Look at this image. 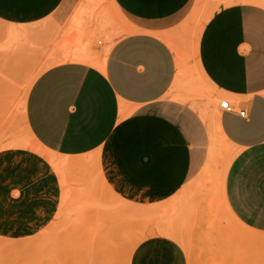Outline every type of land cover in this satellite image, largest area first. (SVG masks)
Here are the masks:
<instances>
[{
  "label": "crops",
  "instance_id": "obj_1",
  "mask_svg": "<svg viewBox=\"0 0 264 264\" xmlns=\"http://www.w3.org/2000/svg\"><path fill=\"white\" fill-rule=\"evenodd\" d=\"M88 1L0 0V18L36 24L37 47L57 61L28 90L32 136L60 157L94 162L85 203L130 207L134 229L136 221H154L138 235L162 244L163 264H188L183 239L209 230L217 194L264 245V4L225 0L201 22L194 63L211 93L237 106L210 118L169 98L183 54L162 37L192 18L200 0H107L116 27L127 32L92 52L73 31ZM220 133L223 144L215 140ZM222 145L234 152L224 167ZM102 187L107 194H98ZM210 235L220 234L213 228Z\"/></svg>",
  "mask_w": 264,
  "mask_h": 264
},
{
  "label": "rangeland",
  "instance_id": "obj_2",
  "mask_svg": "<svg viewBox=\"0 0 264 264\" xmlns=\"http://www.w3.org/2000/svg\"><path fill=\"white\" fill-rule=\"evenodd\" d=\"M222 1L200 0L192 18L162 34L183 54L169 98L190 102L210 118L217 116L224 97L214 96L200 76L194 63L195 41L203 18ZM88 4L73 31L83 35L84 49L92 52L98 41L111 43L127 29L116 27V14L107 0ZM89 19L99 27L86 29ZM36 30V24L0 18V264H163L162 244L138 235L142 224L154 221H136L134 229L130 207L86 204L85 180L98 166L83 158L60 157L30 133L25 120L28 90L45 68L57 63L44 54L46 48L37 47ZM216 139L225 142L221 133ZM233 155L222 145L218 159L223 167ZM98 194H107V189L102 187ZM208 210L209 230L199 238L183 239L188 264H263L259 237L235 222L219 194ZM213 228L219 236L210 235ZM149 246L157 251H146Z\"/></svg>",
  "mask_w": 264,
  "mask_h": 264
},
{
  "label": "built area",
  "instance_id": "obj_3",
  "mask_svg": "<svg viewBox=\"0 0 264 264\" xmlns=\"http://www.w3.org/2000/svg\"><path fill=\"white\" fill-rule=\"evenodd\" d=\"M218 106H219L220 109H223V110L228 111V112H236L237 111L236 104L234 102H230L226 98L220 99L219 102H218ZM238 114L240 116H244L245 115V111L244 110H240V111H238Z\"/></svg>",
  "mask_w": 264,
  "mask_h": 264
}]
</instances>
